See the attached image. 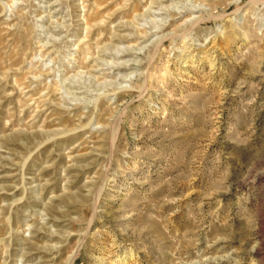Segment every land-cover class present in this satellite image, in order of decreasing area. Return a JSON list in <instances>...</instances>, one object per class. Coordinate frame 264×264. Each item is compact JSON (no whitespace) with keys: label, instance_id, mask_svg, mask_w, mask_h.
<instances>
[{"label":"rangeland","instance_id":"rangeland-1","mask_svg":"<svg viewBox=\"0 0 264 264\" xmlns=\"http://www.w3.org/2000/svg\"><path fill=\"white\" fill-rule=\"evenodd\" d=\"M0 264H264V0H0Z\"/></svg>","mask_w":264,"mask_h":264},{"label":"bare ground","instance_id":"bare-ground-1","mask_svg":"<svg viewBox=\"0 0 264 264\" xmlns=\"http://www.w3.org/2000/svg\"><path fill=\"white\" fill-rule=\"evenodd\" d=\"M194 9V8H193ZM198 18H200L199 16L196 18V20L198 21L199 19ZM163 28V27H162ZM160 29V28H159ZM159 32V31H158ZM167 34V33H166ZM170 34V33H169ZM171 34H172V32H171ZM162 35V34H161ZM168 35H165V34H163L162 36H161V38H165V37H167ZM158 37V36H157ZM156 37V38H157ZM159 38V37H158ZM162 40V39H161Z\"/></svg>","mask_w":264,"mask_h":264}]
</instances>
